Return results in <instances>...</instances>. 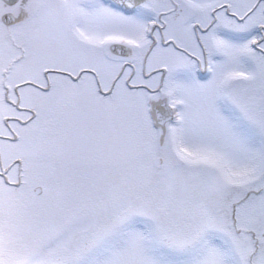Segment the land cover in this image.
<instances>
[{
  "label": "snow or ice",
  "instance_id": "obj_1",
  "mask_svg": "<svg viewBox=\"0 0 264 264\" xmlns=\"http://www.w3.org/2000/svg\"><path fill=\"white\" fill-rule=\"evenodd\" d=\"M0 264H264V0H0Z\"/></svg>",
  "mask_w": 264,
  "mask_h": 264
}]
</instances>
